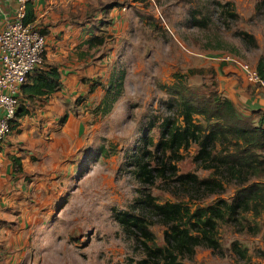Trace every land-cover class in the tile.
Here are the masks:
<instances>
[{
	"label": "rangeland",
	"instance_id": "rangeland-1",
	"mask_svg": "<svg viewBox=\"0 0 264 264\" xmlns=\"http://www.w3.org/2000/svg\"><path fill=\"white\" fill-rule=\"evenodd\" d=\"M121 1V15L110 17L105 13L101 17L104 22L99 23L105 28L103 35L112 55L107 57L105 76L97 79L104 83L111 74L113 81L123 72V89L105 115H89L95 104L92 100L77 102L79 110L89 115L87 128L70 140L69 147L63 150L65 157L60 155L66 167L72 164L71 169L59 167L46 185L48 195L55 200L52 214L35 219L32 226L34 264L136 262L142 257L143 247L122 230L113 216L115 211L142 214L137 201L149 195L158 203L181 202L194 209L218 198L230 201L239 189L236 181H230L220 193L190 200L171 173L167 172L166 178L154 173L152 184L141 182L134 175V162L145 150L153 152L149 139L157 142L158 123L171 114L165 104L168 95L163 85L173 83L176 73L185 74L187 83L200 93L218 84L242 110L263 106V90L257 94L253 90L243 98L241 88L245 86L238 66L243 62L255 66L257 58L264 54V16L256 11L257 0ZM227 3L233 17L224 13ZM194 13L207 17L208 25L194 26ZM240 32L253 35L257 45L245 42L238 35ZM227 55L233 61H223ZM109 84L100 87L101 96ZM230 84L232 88L228 87ZM150 122H154V127L148 130ZM195 153L196 146L192 145L179 151L180 159H171L176 175H212L215 168L197 165L193 160ZM158 157L161 159L162 154L154 153L153 159ZM167 157L168 154L165 161ZM142 159L149 162V167L154 163L146 155ZM49 161L53 159H45L46 163ZM45 169L53 171L52 167ZM43 191L41 194H47ZM147 215L149 229L160 246L164 227L158 217ZM216 236L220 242L218 251L196 247L192 257L182 258L184 264H264V211L260 215L242 211L236 221L220 224ZM234 244L246 250L245 256L235 251Z\"/></svg>",
	"mask_w": 264,
	"mask_h": 264
},
{
	"label": "trees",
	"instance_id": "trees-1",
	"mask_svg": "<svg viewBox=\"0 0 264 264\" xmlns=\"http://www.w3.org/2000/svg\"><path fill=\"white\" fill-rule=\"evenodd\" d=\"M113 5L121 6L122 1L110 4ZM230 6L227 3L224 13L233 17ZM255 8L264 16V0H257ZM33 17L32 2H29L26 5L24 23H32ZM191 19L196 27L208 25L205 16L195 14ZM103 22L102 20L101 23ZM39 31L44 35L40 27ZM238 35L249 45H257L253 35L247 32H240ZM87 43L100 46L104 43V37L100 35L91 37ZM255 68L264 78V54L257 58ZM242 73L245 75L243 71ZM113 81L110 77L108 89L91 108L92 116L109 113L113 103L118 99L123 89V72ZM97 85L105 86L100 80H94L91 90ZM163 87L168 95L165 104L171 114L160 119L157 142L149 139L153 152L145 150L135 160L136 178L152 184L155 181L154 173L163 178H166L167 172L171 173L190 200L193 197L202 199L220 193L224 190V184L230 181H236L239 189L230 201L218 198L212 204L196 206L194 209L181 202L158 203L149 195L137 201L142 206L143 215L115 211L113 216L122 230L133 236L143 247L142 257L136 262L129 260L127 264H184L182 258L192 257L196 247L218 251L220 242L216 234L220 224L236 221L242 211H252L255 215H260L264 211V181L260 180L264 179V109L251 108L247 112L241 111L233 100L220 90L218 84L217 87L213 86L207 92L200 93L187 83L186 75L182 73H176L174 82ZM60 89V74L56 65L45 63L43 51L41 65L27 76L22 85L19 105L10 131L19 125L18 118L27 111L24 96L26 98L49 96ZM66 119V115L62 116L60 122L63 123ZM152 127L154 122H150L147 129ZM192 145L196 146L194 162L205 169L215 168L211 176L198 178L194 173L176 175L171 159H180L179 151H186ZM156 152L162 154L161 159L159 157L153 159ZM166 154L169 157L165 161ZM144 155L150 158L149 161L154 160L151 167L149 162L142 159ZM10 158L13 167L20 170L18 158L15 156ZM148 213L158 217V222L164 227L163 244L160 246L155 243L149 229ZM141 238L143 239L140 240ZM234 249L241 256H245L244 248L234 244Z\"/></svg>",
	"mask_w": 264,
	"mask_h": 264
},
{
	"label": "crops",
	"instance_id": "crops-1",
	"mask_svg": "<svg viewBox=\"0 0 264 264\" xmlns=\"http://www.w3.org/2000/svg\"><path fill=\"white\" fill-rule=\"evenodd\" d=\"M116 1L121 0L32 2V23L38 25L45 36V63L56 65L61 89L49 96H24L26 113L18 118L19 125L0 142V264H34L32 226L35 219L47 217L53 211L54 197L48 195L46 185L59 167L71 169L72 164L66 167L62 163L64 160L60 161V155L65 157L63 150L69 147L70 140L85 132V121L91 115L79 110L77 99L83 103L92 100L96 104L101 97L102 86H94L91 90V85L103 75L107 57L112 52L103 35L105 28L99 23L105 20L101 18L105 13L110 17L115 13L121 15L123 6H110ZM15 7V0H0V28L6 19L11 18ZM97 35L104 37L102 45L87 43ZM239 71L245 86L241 88L243 98L253 90L254 94L261 92ZM110 77L111 74L108 81ZM108 81H104V85ZM228 87L232 88V85ZM226 95L239 110H250H242L233 97ZM261 104L263 106L257 108L264 109V101ZM65 115L67 119L61 123L60 118ZM11 156L18 158L20 170L13 167ZM46 158L53 161L46 163ZM45 167H52L53 171L48 172ZM43 189L47 194H41Z\"/></svg>",
	"mask_w": 264,
	"mask_h": 264
},
{
	"label": "built area",
	"instance_id": "built-area-1",
	"mask_svg": "<svg viewBox=\"0 0 264 264\" xmlns=\"http://www.w3.org/2000/svg\"><path fill=\"white\" fill-rule=\"evenodd\" d=\"M11 18L0 28V141L10 132L19 105L21 88L27 76L42 63L45 36L39 26L24 23L26 5L35 0H15ZM230 61V56H224ZM233 61V59H231ZM246 80L264 91V78L255 66L239 63Z\"/></svg>",
	"mask_w": 264,
	"mask_h": 264
}]
</instances>
